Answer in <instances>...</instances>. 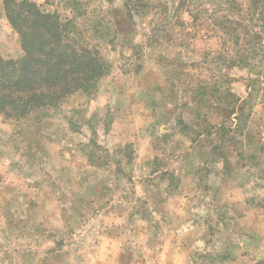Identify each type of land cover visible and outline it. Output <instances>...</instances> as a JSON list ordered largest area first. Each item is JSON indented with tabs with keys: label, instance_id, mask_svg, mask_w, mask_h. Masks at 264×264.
Returning a JSON list of instances; mask_svg holds the SVG:
<instances>
[{
	"label": "rangeland",
	"instance_id": "rangeland-1",
	"mask_svg": "<svg viewBox=\"0 0 264 264\" xmlns=\"http://www.w3.org/2000/svg\"><path fill=\"white\" fill-rule=\"evenodd\" d=\"M3 1L0 53L19 59ZM36 1L76 20L112 70L42 120L0 116V264H80L106 221L159 233L132 246L170 226L187 264H264V49L230 66L218 0H204L201 28L177 0H144L133 22L122 0Z\"/></svg>",
	"mask_w": 264,
	"mask_h": 264
},
{
	"label": "trees",
	"instance_id": "trees-1",
	"mask_svg": "<svg viewBox=\"0 0 264 264\" xmlns=\"http://www.w3.org/2000/svg\"><path fill=\"white\" fill-rule=\"evenodd\" d=\"M105 1L112 4L116 0ZM122 1L130 22L147 6L144 0ZM177 2L179 9L194 6L188 13L192 23L201 28L200 16L207 12L201 11L204 0ZM3 6L11 28L19 36L23 55L6 59L0 53V116L17 122L42 120L76 94H97L112 65L76 20L46 11L36 0H4ZM217 7L212 24L229 43L227 61L230 66L249 65L264 49V0H218ZM89 148L86 154L93 163Z\"/></svg>",
	"mask_w": 264,
	"mask_h": 264
},
{
	"label": "crops",
	"instance_id": "crops-1",
	"mask_svg": "<svg viewBox=\"0 0 264 264\" xmlns=\"http://www.w3.org/2000/svg\"><path fill=\"white\" fill-rule=\"evenodd\" d=\"M94 200L95 197L92 196L86 199L87 203H91L92 205ZM62 207V211H64L63 214L68 213V216L72 214V216L77 219L84 218L87 212L86 211L84 215L81 216L82 211L68 208L67 205H62ZM89 208L92 209V207ZM109 213L112 214L111 211ZM114 216L115 215H111V220L109 221L115 222V220L112 219ZM134 216L138 219L139 223L144 222L141 214L138 212H136ZM64 219V216L60 215L58 221L63 222ZM121 225L123 226V224ZM170 229V226L168 228L165 226L159 227V230H163L161 232H164V241L159 239L154 246L145 244L132 246L129 240L132 235H136L138 243L140 237L143 240L144 237L154 240V237H156L155 235L159 233L155 231V229L150 230L149 227L146 228L143 225L140 227L130 226L128 228L125 226L121 227L119 224L113 226V223H108V221H106L105 226H98L96 230H94L96 234L90 238V242H87L88 244L86 243L87 247L84 251V255L81 256V259L80 257L78 259L80 264H187V248H185L183 244L175 243L171 237H169L170 239L167 237L166 233L172 234ZM187 229L188 228H184L183 232L187 231ZM191 229L189 228L188 231ZM151 235L152 237H150ZM160 237L161 236H159V238ZM130 246H132V250L134 251L132 259L129 258L126 249ZM45 261L46 260H43L42 262L44 263Z\"/></svg>",
	"mask_w": 264,
	"mask_h": 264
}]
</instances>
